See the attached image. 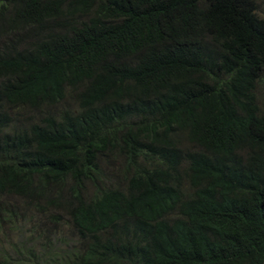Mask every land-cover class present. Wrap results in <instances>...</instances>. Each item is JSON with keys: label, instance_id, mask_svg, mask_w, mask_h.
<instances>
[{"label": "trees", "instance_id": "16d2710c", "mask_svg": "<svg viewBox=\"0 0 264 264\" xmlns=\"http://www.w3.org/2000/svg\"><path fill=\"white\" fill-rule=\"evenodd\" d=\"M258 0H0V264H264Z\"/></svg>", "mask_w": 264, "mask_h": 264}, {"label": "rangeland", "instance_id": "374dc122", "mask_svg": "<svg viewBox=\"0 0 264 264\" xmlns=\"http://www.w3.org/2000/svg\"><path fill=\"white\" fill-rule=\"evenodd\" d=\"M257 4L259 15L264 19V0H258Z\"/></svg>", "mask_w": 264, "mask_h": 264}]
</instances>
